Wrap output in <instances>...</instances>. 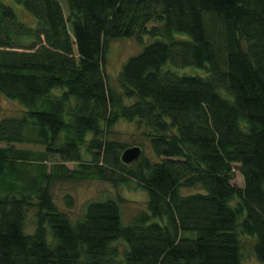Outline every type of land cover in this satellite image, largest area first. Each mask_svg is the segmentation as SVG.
<instances>
[{
    "label": "trees",
    "instance_id": "trees-1",
    "mask_svg": "<svg viewBox=\"0 0 264 264\" xmlns=\"http://www.w3.org/2000/svg\"><path fill=\"white\" fill-rule=\"evenodd\" d=\"M13 1L34 25L0 0V96L20 107L0 119V264H243L247 247L264 264V0ZM129 38L112 85L110 44ZM121 120L153 159L121 162ZM50 156L135 183L146 208L73 216Z\"/></svg>",
    "mask_w": 264,
    "mask_h": 264
},
{
    "label": "rangeland",
    "instance_id": "rangeland-1",
    "mask_svg": "<svg viewBox=\"0 0 264 264\" xmlns=\"http://www.w3.org/2000/svg\"><path fill=\"white\" fill-rule=\"evenodd\" d=\"M1 2L13 9L18 20L26 25H34V19L13 0H1ZM60 4L67 16L66 1L60 0ZM140 50L139 45L134 38L122 39L114 41L110 44L109 52L106 58V73L112 85L117 84V75L123 63L131 56L137 54ZM201 73L190 69L183 73ZM20 107L17 103L11 102L0 96V119L6 116L18 115ZM110 139L120 144L126 145L127 148L139 147L142 154L153 159L150 146L144 135L142 126L138 122L119 121L110 131ZM124 151V150H123ZM83 161H89L88 157H84ZM54 165L51 171L54 174V182L52 186V195L59 207H65V197L70 196L73 201L72 215L78 216L84 211V207L90 201H100L105 199L120 200V215L124 225L139 211L146 208V193L136 188L135 183L130 182L127 185H114L108 181L96 180L89 178L85 173L76 172L75 178L68 177V172L78 171L80 165L71 163H62L57 156H50L48 159V168ZM51 167V166H50ZM238 187L242 186V179L235 174L232 182ZM32 231V224L28 223L27 232ZM243 264H261L250 251V247L246 249Z\"/></svg>",
    "mask_w": 264,
    "mask_h": 264
},
{
    "label": "water",
    "instance_id": "water-1",
    "mask_svg": "<svg viewBox=\"0 0 264 264\" xmlns=\"http://www.w3.org/2000/svg\"><path fill=\"white\" fill-rule=\"evenodd\" d=\"M141 149L139 147H132L125 149L121 154V162L125 165L130 164L139 159L141 156Z\"/></svg>",
    "mask_w": 264,
    "mask_h": 264
}]
</instances>
